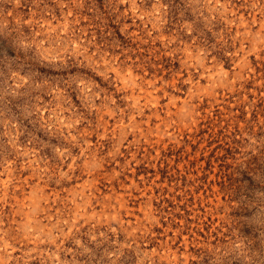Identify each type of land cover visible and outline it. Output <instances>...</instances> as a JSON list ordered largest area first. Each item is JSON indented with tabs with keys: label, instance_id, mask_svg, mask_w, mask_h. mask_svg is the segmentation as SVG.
<instances>
[{
	"label": "rangeland",
	"instance_id": "obj_1",
	"mask_svg": "<svg viewBox=\"0 0 264 264\" xmlns=\"http://www.w3.org/2000/svg\"><path fill=\"white\" fill-rule=\"evenodd\" d=\"M0 264H264V0H0Z\"/></svg>",
	"mask_w": 264,
	"mask_h": 264
}]
</instances>
